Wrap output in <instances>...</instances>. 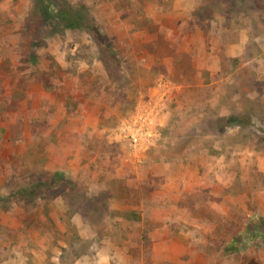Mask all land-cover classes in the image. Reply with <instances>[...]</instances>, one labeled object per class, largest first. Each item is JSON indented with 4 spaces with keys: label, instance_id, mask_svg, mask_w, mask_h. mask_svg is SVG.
Masks as SVG:
<instances>
[{
    "label": "rangeland",
    "instance_id": "374dc122",
    "mask_svg": "<svg viewBox=\"0 0 264 264\" xmlns=\"http://www.w3.org/2000/svg\"><path fill=\"white\" fill-rule=\"evenodd\" d=\"M52 1L0 0V264H264V0Z\"/></svg>",
    "mask_w": 264,
    "mask_h": 264
},
{
    "label": "built area",
    "instance_id": "2783aa9c",
    "mask_svg": "<svg viewBox=\"0 0 264 264\" xmlns=\"http://www.w3.org/2000/svg\"><path fill=\"white\" fill-rule=\"evenodd\" d=\"M173 86L165 81H158L152 94H140L130 111L119 122L115 132L125 146L130 161L140 164L148 159L159 139L160 112L170 100Z\"/></svg>",
    "mask_w": 264,
    "mask_h": 264
},
{
    "label": "crops",
    "instance_id": "0c3cea01",
    "mask_svg": "<svg viewBox=\"0 0 264 264\" xmlns=\"http://www.w3.org/2000/svg\"><path fill=\"white\" fill-rule=\"evenodd\" d=\"M242 36V37H241ZM240 36V40H239V42L238 43H236V45H232V46H229L227 49H225V52L226 53H228L231 57H234L235 55V53H236V58H238L239 56H241L242 54H243V52H244V49H245V43H246V35L245 34H242ZM248 63H250V61H248ZM172 86H173V90H172V94L173 93H176V86L175 85H173L172 83H170ZM154 87V86H153ZM152 89L153 88H151V90H149V92H147V93H145V95L146 94H148V93H151L152 94ZM171 94V95H172ZM172 98H171V96H170V100H171ZM134 105H135V103H134ZM134 105H133V107L129 110V112L130 111H132L133 110V108H134ZM162 109H163V107H162ZM128 112V113H129ZM127 113V114H128ZM126 114V115H127ZM160 114H161V112H160ZM162 123V122H161ZM160 124H159V131H160ZM160 140V139H159ZM160 149V147H157V153H158V150ZM150 158H148V160H149ZM154 159V158H153ZM156 159V158H155ZM152 166H154V165H152ZM162 171H164V170H161V172ZM62 211H66V208L64 209V208H62ZM32 261H33V264H38V261L39 260H34L33 258H32Z\"/></svg>",
    "mask_w": 264,
    "mask_h": 264
},
{
    "label": "trees",
    "instance_id": "16d2710c",
    "mask_svg": "<svg viewBox=\"0 0 264 264\" xmlns=\"http://www.w3.org/2000/svg\"><path fill=\"white\" fill-rule=\"evenodd\" d=\"M37 1L45 7V11H47L48 14H51L53 12L55 13L58 9V5L54 4L52 0H37ZM57 16H61V20L59 18V21H62V24L65 27L79 28L80 29V27L78 26L77 20H75L76 18L73 19L70 17L69 22L65 19L67 16H69V14H67V12L62 11L61 14H59V12H58L56 17Z\"/></svg>",
    "mask_w": 264,
    "mask_h": 264
}]
</instances>
